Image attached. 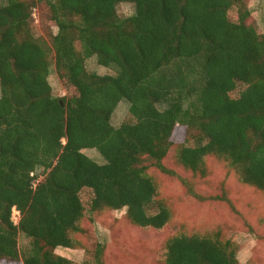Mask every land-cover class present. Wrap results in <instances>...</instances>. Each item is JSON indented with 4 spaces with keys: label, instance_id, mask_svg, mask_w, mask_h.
<instances>
[{
    "label": "trees",
    "instance_id": "16d2710c",
    "mask_svg": "<svg viewBox=\"0 0 264 264\" xmlns=\"http://www.w3.org/2000/svg\"><path fill=\"white\" fill-rule=\"evenodd\" d=\"M120 2L133 14L120 16ZM47 4L57 27L50 43L32 33L33 0L0 3V260L72 264L55 249L77 248L85 213L125 209L138 228L170 225L146 170L171 173L163 160L178 126L185 170L204 177L212 156L264 191V35L247 23L243 0ZM92 56L112 72H88ZM52 66L70 94L53 95ZM121 101L128 109L115 127ZM212 199L232 206L225 192ZM237 251L222 227L182 231L166 239L163 264H242Z\"/></svg>",
    "mask_w": 264,
    "mask_h": 264
},
{
    "label": "rangeland",
    "instance_id": "374dc122",
    "mask_svg": "<svg viewBox=\"0 0 264 264\" xmlns=\"http://www.w3.org/2000/svg\"><path fill=\"white\" fill-rule=\"evenodd\" d=\"M33 1L32 33L50 43L57 27L50 19L47 0ZM243 1L250 12L247 23L254 25L264 35V0ZM133 12L132 4L118 3L117 13L120 16H130ZM229 13L231 18H237L235 7ZM86 69L99 75L112 72L100 66L95 56L87 58ZM48 81L54 96L70 94V89L59 79L53 66ZM242 86L238 90L243 89ZM127 109L128 103L125 101L117 105L112 115L115 127L123 121ZM184 135L185 130L178 126L173 136L175 147L163 160L171 173L151 165L146 170L157 185L158 199L172 210L170 225L160 231L138 228L126 219L125 209L85 213L81 222L82 231L74 236L79 243L77 248L57 247L55 253L68 258L72 264H163L165 241L170 236L182 231L192 233L222 227L226 236L237 243L240 263L264 264V191L242 184L224 161L212 156L205 159L207 173L204 177L192 175L175 158L176 146ZM83 153L98 163L104 162L94 149H84ZM221 192H225L232 203L231 207L225 201L212 199L213 195ZM11 218L18 223L19 212L13 209ZM27 241L26 237L20 235L21 247ZM0 264L11 263L0 260Z\"/></svg>",
    "mask_w": 264,
    "mask_h": 264
}]
</instances>
